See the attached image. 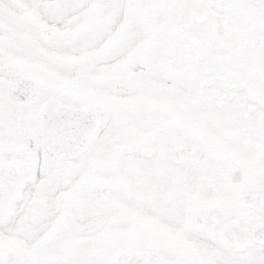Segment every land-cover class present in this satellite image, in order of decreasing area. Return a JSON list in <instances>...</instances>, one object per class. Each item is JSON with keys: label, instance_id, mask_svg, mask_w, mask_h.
I'll return each instance as SVG.
<instances>
[{"label": "snow or ice", "instance_id": "obj_1", "mask_svg": "<svg viewBox=\"0 0 264 264\" xmlns=\"http://www.w3.org/2000/svg\"><path fill=\"white\" fill-rule=\"evenodd\" d=\"M0 264H264V0H0Z\"/></svg>", "mask_w": 264, "mask_h": 264}]
</instances>
